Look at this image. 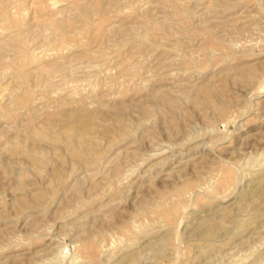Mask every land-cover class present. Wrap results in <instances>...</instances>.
<instances>
[{
    "label": "rangeland",
    "instance_id": "obj_1",
    "mask_svg": "<svg viewBox=\"0 0 264 264\" xmlns=\"http://www.w3.org/2000/svg\"><path fill=\"white\" fill-rule=\"evenodd\" d=\"M264 0H0V264H264Z\"/></svg>",
    "mask_w": 264,
    "mask_h": 264
},
{
    "label": "bare ground",
    "instance_id": "obj_2",
    "mask_svg": "<svg viewBox=\"0 0 264 264\" xmlns=\"http://www.w3.org/2000/svg\"><path fill=\"white\" fill-rule=\"evenodd\" d=\"M264 205V204H263Z\"/></svg>",
    "mask_w": 264,
    "mask_h": 264
}]
</instances>
